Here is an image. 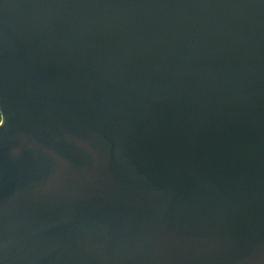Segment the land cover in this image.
<instances>
[{"label":"water","instance_id":"obj_1","mask_svg":"<svg viewBox=\"0 0 264 264\" xmlns=\"http://www.w3.org/2000/svg\"><path fill=\"white\" fill-rule=\"evenodd\" d=\"M0 264H264V0H0Z\"/></svg>","mask_w":264,"mask_h":264},{"label":"trees","instance_id":"obj_2","mask_svg":"<svg viewBox=\"0 0 264 264\" xmlns=\"http://www.w3.org/2000/svg\"><path fill=\"white\" fill-rule=\"evenodd\" d=\"M0 121H1V114H0Z\"/></svg>","mask_w":264,"mask_h":264}]
</instances>
